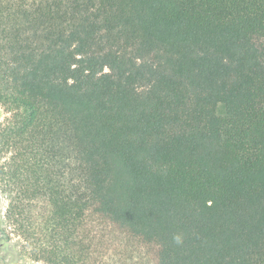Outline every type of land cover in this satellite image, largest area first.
Wrapping results in <instances>:
<instances>
[{
	"label": "trees",
	"instance_id": "trees-1",
	"mask_svg": "<svg viewBox=\"0 0 264 264\" xmlns=\"http://www.w3.org/2000/svg\"><path fill=\"white\" fill-rule=\"evenodd\" d=\"M0 108L35 264H264V0H0Z\"/></svg>",
	"mask_w": 264,
	"mask_h": 264
},
{
	"label": "rangeland",
	"instance_id": "rangeland-1",
	"mask_svg": "<svg viewBox=\"0 0 264 264\" xmlns=\"http://www.w3.org/2000/svg\"><path fill=\"white\" fill-rule=\"evenodd\" d=\"M7 117L3 108H0V122ZM8 207L7 198L0 193V264H35L31 259L21 254L22 241L16 236L5 233V213Z\"/></svg>",
	"mask_w": 264,
	"mask_h": 264
}]
</instances>
